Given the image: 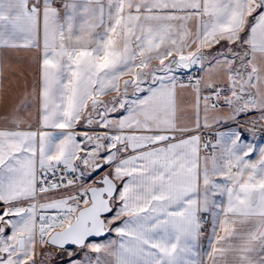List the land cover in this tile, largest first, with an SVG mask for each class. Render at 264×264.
Here are the masks:
<instances>
[{"label": "snow or ice", "instance_id": "snow-or-ice-1", "mask_svg": "<svg viewBox=\"0 0 264 264\" xmlns=\"http://www.w3.org/2000/svg\"><path fill=\"white\" fill-rule=\"evenodd\" d=\"M0 264H264V0H0Z\"/></svg>", "mask_w": 264, "mask_h": 264}]
</instances>
